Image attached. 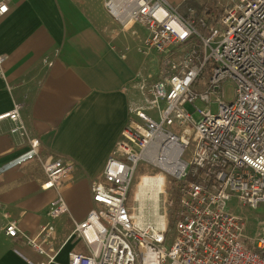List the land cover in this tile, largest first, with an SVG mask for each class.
Here are the masks:
<instances>
[{"label": "built area", "instance_id": "obj_1", "mask_svg": "<svg viewBox=\"0 0 264 264\" xmlns=\"http://www.w3.org/2000/svg\"><path fill=\"white\" fill-rule=\"evenodd\" d=\"M213 1L223 12L204 36L194 8L183 13L168 0H103L123 32L135 25L146 30L139 51L159 55L160 69L155 79L147 74L137 82L146 106L133 109L135 117L107 160L103 180L92 187L87 218L74 219L73 235L87 251L70 252L67 264H264V235L249 246L243 220L228 210L233 196L251 209L264 203V0ZM8 12V1L0 2V18ZM5 60L0 56V67ZM227 82L234 85L230 101ZM198 101L218 102L219 110L200 108ZM22 108L16 103L0 115V123L8 120L10 135L24 146L0 164V176L39 163L45 176L42 189L57 193L47 212L52 223L69 212L62 188L71 167L62 157L44 154ZM145 108L156 110L158 119ZM141 163L153 173L141 176L148 177L149 187L138 184L136 212L129 194ZM171 180L178 192L176 235L167 245L172 202L165 195ZM5 233L23 236L45 253L17 221H10ZM42 234L49 238L53 228L43 227Z\"/></svg>", "mask_w": 264, "mask_h": 264}, {"label": "crops", "instance_id": "obj_2", "mask_svg": "<svg viewBox=\"0 0 264 264\" xmlns=\"http://www.w3.org/2000/svg\"><path fill=\"white\" fill-rule=\"evenodd\" d=\"M2 1H8L9 12L0 18V56H6L0 67V115L21 103L20 114L41 139L44 154L62 157L71 169L62 188L69 212L52 223L47 212L57 193L42 189L39 163L0 176V264H67L70 252L87 251L73 235L74 219L87 218L92 187L103 180L107 160L135 117L140 59L95 22L88 11L92 0ZM168 1L181 8L185 0ZM105 13L112 31L125 34ZM9 127L8 120L0 123V164L24 149ZM10 221L45 253L23 236L6 235ZM45 226L53 228L47 239Z\"/></svg>", "mask_w": 264, "mask_h": 264}, {"label": "rangeland", "instance_id": "obj_3", "mask_svg": "<svg viewBox=\"0 0 264 264\" xmlns=\"http://www.w3.org/2000/svg\"><path fill=\"white\" fill-rule=\"evenodd\" d=\"M203 1V0H202ZM92 4L88 8V11L91 15V17L102 26L105 31L107 30V33H109L111 36L116 37V42L120 43L123 47V50L126 52L131 51L132 56L136 55L138 53L139 56H137V59L139 57L140 59V66L137 70V82H139V78L145 77L147 74L151 75L153 79H155L159 74V55H151L149 57L142 54L139 49L142 45V40L145 36V30L141 26H135L134 30L119 35L115 34L111 27L110 23L108 21L107 15L105 13V10L103 8V0H92ZM181 12H183V8H179ZM225 91L227 96V101H230L234 92V85L232 82H227L225 84ZM136 99H135V108H142L146 106V98L144 94L142 93L141 89L136 86ZM196 105L200 108H209L213 113H217L219 110L218 102H212L205 103L202 101H198ZM189 108L193 111L194 107L192 105L189 106ZM145 111L149 114L154 116L156 119H158L156 110L151 108H145ZM196 120H199L201 117L199 114L195 113ZM191 151H188V154ZM187 159H190V155H186ZM156 172V171H155ZM154 172V173H155ZM153 173L148 166H146L144 163H141L136 171V179L134 181V184L131 186L130 194H129V201L130 203L136 207V212L139 210V205L137 202H134L135 195L140 191L138 188V184L143 182V178L141 176L143 174H150ZM146 176V175H145ZM144 176V177H145ZM141 179V180H140ZM167 193L165 195V198L172 202L170 205V208L168 210V218H169V226L170 230L167 233V245H170L173 242V239L176 235V228L174 227V213H175V207H176V200L178 196L177 192V183L175 181L171 180L168 183ZM163 195L161 196V199H163ZM228 210L243 220L245 227H244V240L246 243H252L254 244L256 242V239L262 235H264V203L261 204L258 208L251 209L245 205H243L240 200L233 196L231 200L228 203Z\"/></svg>", "mask_w": 264, "mask_h": 264}, {"label": "trees", "instance_id": "obj_4", "mask_svg": "<svg viewBox=\"0 0 264 264\" xmlns=\"http://www.w3.org/2000/svg\"><path fill=\"white\" fill-rule=\"evenodd\" d=\"M216 2L213 0H185L182 4L183 13H186L190 8H194L197 11V24L198 28L201 31L202 35L207 36L209 35L210 26L215 24L220 14L223 12V9L216 10ZM202 22H205L206 25H202ZM249 246L252 243H247Z\"/></svg>", "mask_w": 264, "mask_h": 264}, {"label": "bare ground", "instance_id": "obj_5", "mask_svg": "<svg viewBox=\"0 0 264 264\" xmlns=\"http://www.w3.org/2000/svg\"><path fill=\"white\" fill-rule=\"evenodd\" d=\"M146 179H148L147 176H145V177L143 178V182L141 183L142 186H147V185H146V182H147ZM156 180H159V182L161 183V182H162V177L159 176L158 179H156ZM144 184H145V185H144ZM149 184H150V183H149ZM147 187H149V186H147ZM144 191H145V189H144ZM142 192H143V191H142Z\"/></svg>", "mask_w": 264, "mask_h": 264}, {"label": "snow or ice", "instance_id": "obj_6", "mask_svg": "<svg viewBox=\"0 0 264 264\" xmlns=\"http://www.w3.org/2000/svg\"><path fill=\"white\" fill-rule=\"evenodd\" d=\"M184 35H186V33H184Z\"/></svg>", "mask_w": 264, "mask_h": 264}]
</instances>
